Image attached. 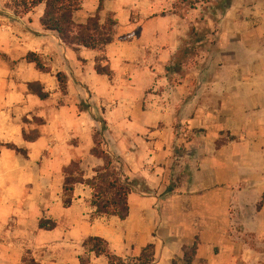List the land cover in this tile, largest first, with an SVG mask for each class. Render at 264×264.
Wrapping results in <instances>:
<instances>
[{"label":"crops","instance_id":"1","mask_svg":"<svg viewBox=\"0 0 264 264\" xmlns=\"http://www.w3.org/2000/svg\"><path fill=\"white\" fill-rule=\"evenodd\" d=\"M14 1L0 0V264H81L82 257L88 264H110L106 255L84 246L89 237L105 239L114 255L132 264L153 243V264H163L161 183L174 157L176 127L194 106L192 83H170L166 68L215 0H194V5L189 0H103L101 22L112 17L116 26L113 41L98 49L72 47L58 32L45 29L44 3L23 12ZM100 3L83 0L75 22L86 23ZM236 6L226 11L222 30L236 19ZM30 53L44 69L28 59ZM228 56L237 63L235 54ZM98 61L111 76L97 71ZM205 72L196 70L202 79ZM59 73L67 78L64 90ZM30 82H40L48 97L32 93ZM103 120L107 131L101 149L134 183L126 219L96 214L94 190L87 184H76L71 206L63 202L67 167L77 162L91 179L105 166L94 153ZM187 121L198 127V119ZM34 129L36 136L28 137ZM42 218L56 227L41 229Z\"/></svg>","mask_w":264,"mask_h":264},{"label":"rangeland","instance_id":"2","mask_svg":"<svg viewBox=\"0 0 264 264\" xmlns=\"http://www.w3.org/2000/svg\"><path fill=\"white\" fill-rule=\"evenodd\" d=\"M232 3L236 19L222 30ZM208 6L186 40L189 58L170 79L192 83L194 106L176 127L174 157L161 183V263L187 264L185 252L197 242L192 264H264V0ZM200 69L207 77L196 74ZM189 118L198 127L187 126Z\"/></svg>","mask_w":264,"mask_h":264},{"label":"trees","instance_id":"3","mask_svg":"<svg viewBox=\"0 0 264 264\" xmlns=\"http://www.w3.org/2000/svg\"><path fill=\"white\" fill-rule=\"evenodd\" d=\"M191 3L194 0H189ZM45 4V11L41 18V23L45 29L58 32L62 41L66 44L78 48L84 46L91 49L103 48L113 41L114 28L116 20L109 17L104 23L101 22L100 11L103 8V0L98 7L97 12L90 16L86 23L78 24L74 20V14L82 8L83 0H15L14 4L17 9L27 12L32 8ZM192 35V34H191ZM190 50L186 41L182 47L180 56L177 57L176 62L167 66L166 72L169 78L189 58ZM28 59L36 63L40 69H44L39 58L30 53ZM99 60V59H98ZM96 69L99 73L111 76L112 71L108 66H105L98 61ZM58 78L61 83V89L66 87L67 78L64 74L59 73ZM29 90L45 99L48 93L44 90L40 82H30L28 84ZM102 129L96 131V146L94 153L101 156L105 160V166L97 170L93 178L86 179L84 172L78 167L77 162L71 165L74 171L70 173L65 172L64 183V206L69 207L73 203L74 189L76 184L83 183L89 185L94 190L92 204L96 207V214L102 216H118L121 219H126L129 215V194L133 191L132 181L122 175L115 165V158L107 151L101 149L102 140H98V136L103 135L107 131L106 121L103 120ZM8 147L21 151L14 144H7ZM69 167L66 168V170ZM56 227V222L50 219L42 218L40 220V228L51 230ZM84 246L90 253L96 255H106L110 264H128L123 258L118 257L112 253L108 242L101 237H89L84 241ZM198 243L195 242L191 248L186 252V263L192 264L194 257L197 254ZM156 246L150 243L144 248L140 257L137 259V264H153L155 261ZM89 258H81V264H88ZM172 264H177L174 261Z\"/></svg>","mask_w":264,"mask_h":264}]
</instances>
